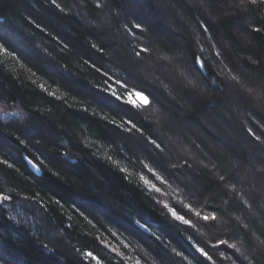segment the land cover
Listing matches in <instances>:
<instances>
[{
	"label": "trees",
	"instance_id": "16d2710c",
	"mask_svg": "<svg viewBox=\"0 0 264 264\" xmlns=\"http://www.w3.org/2000/svg\"><path fill=\"white\" fill-rule=\"evenodd\" d=\"M236 2L106 0L101 11L94 0H57L64 8L60 12L51 0H0V44L16 52L0 57V106L28 114L16 126L0 121V159L14 164L0 172V183L21 196L38 193L48 207L45 212L14 197L9 209L0 208V264H80L81 258L96 264L87 251L102 264H126L99 237L142 264H206L193 244L209 251L214 264H264V145L247 132L264 133V28L251 31L264 25V9L242 11ZM198 20L209 25L222 59L209 48ZM129 21L146 29L140 40L124 32ZM197 37L208 57L207 79L199 84L203 93L186 82L196 75L187 70L199 54ZM92 44L103 47V53ZM133 44L149 47L151 54L136 59ZM93 63L103 66L101 72ZM48 64L56 70L49 71ZM103 71L120 95L124 89L115 79L136 75L151 93L149 106L139 110L125 102L117 108L115 100H102L104 93L94 89L105 87ZM41 84L60 99L48 96ZM129 118L143 136L111 123ZM157 135L169 145L161 154L149 152L146 143ZM24 157L43 169L40 179ZM181 157L192 167L171 170L175 175L157 170L168 183L153 180L161 192L149 193L139 178H153L144 166L155 168L156 159L179 163ZM121 168L128 169V178ZM217 171L237 185L251 209L236 193L226 195ZM53 197L63 206L50 203ZM165 203L178 213L188 203L205 214L216 210L220 222L212 229L198 224L199 231H186ZM221 239L235 243L240 252L211 247Z\"/></svg>",
	"mask_w": 264,
	"mask_h": 264
},
{
	"label": "snow or ice",
	"instance_id": "6c2138e0",
	"mask_svg": "<svg viewBox=\"0 0 264 264\" xmlns=\"http://www.w3.org/2000/svg\"><path fill=\"white\" fill-rule=\"evenodd\" d=\"M51 3L59 9L60 12H64V8L57 3V0H51ZM94 7L96 9H99L103 11V9L106 7V0H94ZM235 7L237 9H240L242 11L247 12H254L258 9H264V0H237L235 3ZM200 31L203 32L206 35V38L209 43V48L213 50V54L216 57H221V53L219 50H216V45L211 40V35L209 33V25L205 23L204 21L198 20ZM39 27V25H37ZM262 28H264V25L261 27H252L251 31L254 33H260ZM123 30L128 35L134 38V40H140L142 38L143 33L146 31V29L143 27L142 23H135L132 21L126 22L123 24ZM137 33H140V35H137ZM195 45L198 48L199 54H194L192 59V67L190 71L192 73H195L196 75L194 77L188 78L186 77L187 86L192 89L193 91H198L199 93H203L205 90L202 88H199V84L201 79H207V72L206 68L208 67V57L205 55L206 49L202 44L199 42V37L195 40ZM67 45H65V48ZM91 47L93 49H96L103 53L104 49L103 47L97 48L96 44H92ZM132 55L136 59H142L144 55H150L151 49L149 47L143 46L142 44H133L131 48ZM0 54L3 56H16L15 51H9L7 47H5L4 44H0ZM19 59V57H17ZM169 59V62H171V58ZM255 63V61H253ZM93 69H95L97 72H101V67H97L95 63L91 65ZM47 68L49 71H55L56 66L48 64ZM114 74V76L119 77L120 73L116 71V69L111 70ZM228 72H231V69H228ZM183 75V73H182ZM102 76L104 77L105 87L103 89H100L99 86L94 89L95 91H101L104 93L103 97H101L102 100H115L117 102L116 107L119 108L121 104L127 103L130 106L135 107L136 109L143 110L147 108L150 104L149 97L151 96V93H148L145 88L142 87L141 81L138 79L136 75L129 72L127 75H124L122 78L115 79V85H119L120 88L124 89V95H120L117 90L114 89L112 85L108 83V76L109 72L103 71ZM233 80H236L237 77L232 75L230 77ZM132 82L135 84L134 87L129 88V83ZM39 88L45 92L48 96L53 97L54 99H60V97L56 96L55 92H49L47 88L43 84L39 85ZM251 91V90H250ZM0 95H3L2 92H0ZM257 97L259 98V94H257ZM135 98V99H134ZM83 111L87 112V108L83 109ZM28 118V114L24 113L23 111H7L3 108H0V121H12V126H16L18 123H22L26 121ZM113 125L120 128L121 130L127 131L128 133H132L133 130L136 132L141 133V136H143V130L138 127L137 123L134 122L133 119L129 118L126 120H123L120 124H116V122L113 120L111 121ZM127 125L125 128L124 126ZM247 132L251 135V137L254 139V141H258L261 145H264V139L261 138L264 133L261 135H256L251 128L247 129ZM146 143L148 144L149 152L154 154H161L164 153L165 148L169 147L167 142L164 140L163 137L157 135L155 139H153L151 136L146 138ZM64 157H68V153L64 152L62 153ZM109 160H111V157H108ZM24 160L26 161V164L31 167L33 173H39L41 172V168L36 164L33 163L32 160L28 159L27 157H24ZM74 163V161H73ZM156 167H148L145 165L144 167L147 168V172L152 175V177L155 180L160 181L161 183H168V180L165 179L163 175L158 174V171L163 172H169L172 175H175V172H172L171 170L178 169V168H184L187 166L189 169L192 167V164L189 162V159L187 158H180L179 163H172L171 159L167 162H161L160 160H155ZM215 167V165L213 166ZM14 164L11 163L8 159H0V172L5 171L6 169H13ZM16 171H19V169H16ZM120 171L125 174V178H128V169L121 168ZM54 175H59L58 173H54ZM216 176L218 177L219 181L224 182L223 187L228 189V192H226V195L229 193H236V196L241 200L242 204L247 206L248 209H251V205L248 203L247 199H244V193L242 191H238L237 185L234 183H230L228 180L225 179L224 175H220L219 171H217ZM41 177H37V179H40ZM140 180L143 182L144 186L147 188L148 192H161V188L157 186L156 183H154L151 179H148L145 177V175H140ZM27 179V177H25ZM189 194L193 197H196V193L189 190ZM38 193H34L31 196H21V193L16 190V188H9L5 189L3 184L0 183V208L2 209H9L10 206L13 204L14 197H19L24 201H32L34 204L38 205L40 209H43L45 212L48 210L47 205L44 203L43 198L37 199ZM50 203H54L59 206H63L61 203V200L56 199L53 197L50 201ZM178 204H182L181 201H178ZM87 211L86 205H81ZM164 209H166L168 212H170L171 216L176 220L182 223L185 226V230H191L195 229L196 231H199V228L197 225L199 224L200 227L206 228V229H212L218 226L220 222V218L216 214V210H213L209 213H202L201 211H197L192 203H188L186 205H183L181 207L180 212L178 213L177 208L175 206L170 207L169 204L165 203L163 205ZM75 211L79 213L81 217H84L87 219V216H85V212L81 211L80 208H75ZM182 213V214H181ZM188 217V218H186ZM9 219L15 220L14 216H9ZM195 221V222H194ZM202 222V223H201ZM19 221H16V224H19ZM137 224L140 223V221H136ZM71 226V225H69ZM145 229H147V225H141ZM150 231V229H147ZM157 239H159L157 237ZM189 240H191V237H188ZM262 244H264V241H261ZM220 246H224L225 248L234 249L235 253L240 252V249L237 247L235 243H229L228 240L221 239L217 241V244L211 245L212 248H220ZM43 247L48 248L47 244H44ZM127 247V245H126ZM193 247L196 251V253L199 254V256L206 262V264H214L212 255L209 254V251H206L204 247H201L197 244H193ZM113 252H116V249H112ZM175 251V249H173ZM85 255L89 258L90 261H95L96 264H102L100 258L92 251H87ZM118 255H123L122 253H118ZM177 255L183 257V259L188 260L187 256H184L182 252L177 253ZM126 259H131V257H126ZM195 259V257H193ZM244 259H248L247 256L244 257ZM80 264H84L83 259H80ZM135 264H142L140 259L135 260ZM170 264H175V261L172 260ZM188 264H192V262L189 260Z\"/></svg>",
	"mask_w": 264,
	"mask_h": 264
},
{
	"label": "rangeland",
	"instance_id": "374dc122",
	"mask_svg": "<svg viewBox=\"0 0 264 264\" xmlns=\"http://www.w3.org/2000/svg\"><path fill=\"white\" fill-rule=\"evenodd\" d=\"M0 57H5L6 56H3L2 54H0ZM135 99V98H134ZM0 108H3L7 111H19V109H17L16 107H11L10 105H1ZM152 181L155 180L154 178H150ZM158 181V180H157ZM100 238V241L101 243L106 246L107 248H109L111 251L112 249H116V252H114L115 254L118 255V253H122L123 252L120 250V248L117 246V244L111 242V241H106L103 237H99ZM119 257H121L126 264H135V260L134 259H126V256L123 254L122 256L121 255H118Z\"/></svg>",
	"mask_w": 264,
	"mask_h": 264
},
{
	"label": "water",
	"instance_id": "95a60500",
	"mask_svg": "<svg viewBox=\"0 0 264 264\" xmlns=\"http://www.w3.org/2000/svg\"><path fill=\"white\" fill-rule=\"evenodd\" d=\"M28 159H30V160H32L33 161V163H36L33 159H31L30 157H27ZM26 162V161H25ZM37 164V163H36ZM38 165V164H37ZM28 166V165H27ZM39 166V165H38ZM40 167V166H39ZM28 168H29V170L33 173V171H32V169H31V167L30 166H28ZM41 168V167H40ZM35 176H37V177H41V176H43V174H44V171H43V169L41 168V172H39V173H33Z\"/></svg>",
	"mask_w": 264,
	"mask_h": 264
}]
</instances>
